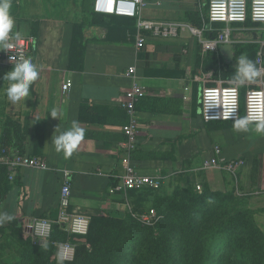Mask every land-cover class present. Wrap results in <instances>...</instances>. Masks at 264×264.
I'll return each mask as SVG.
<instances>
[{
    "label": "crops",
    "instance_id": "obj_1",
    "mask_svg": "<svg viewBox=\"0 0 264 264\" xmlns=\"http://www.w3.org/2000/svg\"><path fill=\"white\" fill-rule=\"evenodd\" d=\"M10 11L16 30L37 40L34 64L39 75L26 100L12 102L5 93L10 82L4 77L13 66H0V150L8 148L44 159L50 169L18 170L15 180H9L0 213L13 219L0 226V244H18V236H32L36 220L56 221L67 172L73 208L91 217L125 205L123 194L114 196L110 191L117 185L124 154L122 128L128 118L122 104L134 84L146 92L137 105L140 146L133 155L142 172L166 178L165 185L196 182L212 188L230 187L233 178L229 174L206 171L202 164L203 154L220 146L228 159L245 161L240 170L241 187L247 191L264 187L263 179L250 180L254 159L264 152V134L257 133L255 125L237 131L236 122L207 123L201 104L207 86L238 82L246 93L258 88V76L241 83L220 53L204 54L200 40L187 31L175 39L146 34L145 45L139 49L137 21L94 14L93 0H11ZM142 14L150 20L203 29L209 25V0H149ZM78 27L82 28V47L73 51ZM233 28L238 58L246 55L257 68L258 53L253 48L262 50L264 57V26L251 23ZM212 37L214 33L206 29L203 38ZM76 54L83 61L77 64V59L71 68ZM132 68L135 72L129 74ZM68 80L73 85L66 96L62 87ZM53 110L59 118L51 116ZM72 121L84 130L83 139L66 157L51 141L53 135L70 128ZM263 169L260 163L259 172ZM143 193L130 192L129 200L136 202Z\"/></svg>",
    "mask_w": 264,
    "mask_h": 264
},
{
    "label": "built area",
    "instance_id": "obj_2",
    "mask_svg": "<svg viewBox=\"0 0 264 264\" xmlns=\"http://www.w3.org/2000/svg\"><path fill=\"white\" fill-rule=\"evenodd\" d=\"M149 0H93V13L102 16H119L132 18L137 21V47L143 48L146 34L162 39H175L182 32H189L197 37L202 44L204 54H219V46L222 44H237L233 37V25H245L248 18L257 25L264 26V0H209V25L203 29L194 28L187 24L172 21H155L146 19L142 12L148 6ZM215 24L224 25L223 28L214 27ZM214 33V37L207 40L203 38L206 31ZM16 28L9 34L7 46L3 44L0 49V66H13L17 60L30 58L34 63V50L37 40L35 36H24ZM258 75V88L250 89L245 95V117L252 118L257 114L264 115V57L260 50L256 59ZM135 72L130 69L129 74ZM72 80H68L62 87L64 95H69L72 90ZM241 84L231 83L224 85L219 82L217 86L203 88L201 94L202 118L205 122H231L241 118ZM146 97V92L138 84H134L125 93V101L122 106L127 114V124L122 128L125 142L122 144L124 154L121 156L120 174L117 185L110 194H123L125 205L129 214L139 223L145 226H153L159 219L154 208L138 210L129 200L128 194L133 191L159 190L165 183L166 178L160 175H149L142 172L133 161V155L139 149L138 128L140 115L137 105ZM252 121L250 125H255ZM203 168L206 171H219L231 174L237 179L240 170L245 166L242 159H228L220 146L213 147L203 154ZM0 166H6L11 171L9 180L13 182L16 171L23 169L49 170V163L41 158L13 152L8 148L0 150ZM201 185L198 184V189ZM91 217L84 214L81 209L72 207V185L70 173L65 174L64 185L60 191L59 211L55 222L48 219L36 220L33 224L32 235L36 241H49L53 226L70 236L79 239L89 234ZM74 246L69 243L62 245L59 251L61 261L73 259Z\"/></svg>",
    "mask_w": 264,
    "mask_h": 264
},
{
    "label": "rangeland",
    "instance_id": "obj_3",
    "mask_svg": "<svg viewBox=\"0 0 264 264\" xmlns=\"http://www.w3.org/2000/svg\"><path fill=\"white\" fill-rule=\"evenodd\" d=\"M240 88L245 104V91ZM260 163L264 165V152L254 159L251 182L264 181ZM240 179L239 173L233 185L225 188L205 183L198 189L196 182H177L159 190H142L145 193L130 203L138 210L154 208L159 219L153 226L139 223L123 205L103 215L110 222L101 242L82 238L75 244L74 238L61 236L51 244L22 235L18 244H0V264H84L92 252L88 244H114L118 264H264V187L247 191ZM66 243L74 246L71 261L59 259ZM79 245H85V254L77 252ZM161 247L166 253L163 258L157 255Z\"/></svg>",
    "mask_w": 264,
    "mask_h": 264
},
{
    "label": "clouds",
    "instance_id": "obj_4",
    "mask_svg": "<svg viewBox=\"0 0 264 264\" xmlns=\"http://www.w3.org/2000/svg\"><path fill=\"white\" fill-rule=\"evenodd\" d=\"M11 0H0V43L7 46L9 34L15 28V20L11 15ZM19 38V33H16ZM39 75L37 66L30 58L17 60L13 64L11 71L7 72L5 77L10 83L5 93L7 98L12 102L26 100L30 94V87ZM259 75L258 69L245 57H241L237 64L236 78L241 83L244 80L252 79ZM51 116L59 118V113L53 110ZM252 121L255 123V131L264 134V115L257 114L251 119L248 117L240 118L236 121L234 127L237 131H248ZM84 130L79 126L77 121H72L71 127L59 132L52 137L51 143L57 152H63L66 157H70L76 149L78 143L83 139ZM56 133V131H55ZM13 217L7 213H0V226L5 222L11 221Z\"/></svg>",
    "mask_w": 264,
    "mask_h": 264
},
{
    "label": "trees",
    "instance_id": "obj_5",
    "mask_svg": "<svg viewBox=\"0 0 264 264\" xmlns=\"http://www.w3.org/2000/svg\"><path fill=\"white\" fill-rule=\"evenodd\" d=\"M251 18H248V21L246 22V24H251ZM254 24V23H253ZM81 31L82 28L78 27L74 30V38H73V43H72V50L75 51V49L78 46L82 47V39H81ZM253 51L255 53H258L256 48H253ZM78 54V53H77ZM77 58L74 60L72 58L71 60V65L70 67L73 68L74 67V62L77 59H80V62H78L77 64H81L83 61V56L82 55H77ZM77 62V61H76ZM234 71V70H232ZM246 95V93H245ZM242 96H241V118L245 117V104L242 103ZM243 104V105H242ZM231 122H236V121H231ZM217 123V122H216ZM221 123V122H218ZM11 171L9 170V168H7L6 166H0V203H2L6 197V193L9 191L10 186H9V177H10ZM200 197V196H199ZM202 199V197H200ZM110 218H106L103 216H99V215H95V216H91V221H90V229H89V234L85 237V239L88 242H101L105 239L106 237V231L109 227V220ZM22 236V235H20ZM20 236H18L17 238H19ZM61 236H65L66 238H74L75 240V244L77 242V240L79 238L77 237H73L70 236L69 234L65 233L64 231L60 230V228L58 226H55L52 232V236L50 238V241L48 243H56L55 240L61 238ZM64 239L66 242L67 239ZM22 244H31L29 241H23ZM92 246V252L89 253L88 255V260L84 262V264H118V256H116L114 254L113 251V245L114 244H88ZM104 246H107V248L104 249L105 253H103L102 249L104 248ZM214 246V244L212 245ZM77 252L81 255L85 254V245H79V247H77ZM162 249V250H161ZM88 251V250H87ZM46 254V252H42L40 255ZM165 249L164 248H159L157 255H159L160 258L165 257ZM23 264V262H22ZM54 264H77L76 262H68V263H63V262H56Z\"/></svg>",
    "mask_w": 264,
    "mask_h": 264
},
{
    "label": "water",
    "instance_id": "obj_6",
    "mask_svg": "<svg viewBox=\"0 0 264 264\" xmlns=\"http://www.w3.org/2000/svg\"><path fill=\"white\" fill-rule=\"evenodd\" d=\"M238 47L234 44H222L219 46V53L225 64L235 70L237 74V64L240 60L237 56ZM247 58L246 55L242 56ZM251 79L244 80L245 83H250Z\"/></svg>",
    "mask_w": 264,
    "mask_h": 264
}]
</instances>
